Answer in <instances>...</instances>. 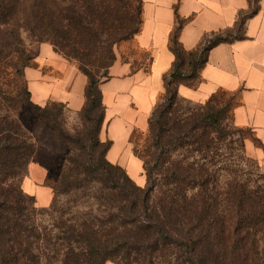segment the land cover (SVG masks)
Segmentation results:
<instances>
[{
	"label": "trees",
	"instance_id": "obj_1",
	"mask_svg": "<svg viewBox=\"0 0 264 264\" xmlns=\"http://www.w3.org/2000/svg\"><path fill=\"white\" fill-rule=\"evenodd\" d=\"M64 1L0 0V35H6L8 32L13 35L21 23H26L32 30L38 32L40 39L51 41L56 51L68 55L81 54L89 58L90 53L87 52L90 51L85 52L81 48L94 49L93 39L97 34L90 26L92 21L99 20L101 25L108 24L113 37H118L112 40V43L126 36L127 33H123V29L128 28L133 22L129 0H68L69 4L63 5ZM139 2L142 4L141 0ZM77 4L82 7L83 13L78 12ZM141 8L138 7V13L140 11L143 13ZM73 30L76 31L74 37L71 35ZM225 39L227 38L223 36H215L206 39L205 43L196 50L187 51L179 42L177 33L176 46H170L175 54V61L170 71L163 77L165 88L163 95H166L167 99H172L175 88L177 93L179 84L193 78L196 68L199 67L200 70L204 65L209 49ZM66 48L68 49L65 52ZM94 51L98 50L94 49ZM99 51L100 58L105 62L108 56L110 57L112 48L108 52L102 49ZM187 59L190 70L185 72L183 68ZM113 62L108 66L106 78ZM83 72L88 78V83L85 89L86 101L80 113L89 121L90 115L96 108L102 110L97 138L93 137L87 144L82 143L78 137L64 132L60 127V117L64 109L68 108L64 102L49 100L46 104L40 105L31 99L33 105L40 111V118L68 146L67 153L59 156L57 162L49 169L45 182L54 191V200L51 204L54 206L55 198L59 193L69 192L89 185L92 181H98L106 191L108 201L112 203L110 206L115 209L117 208L115 203L122 197L120 195L124 191V186L120 184L121 177L116 171L123 168L106 158L111 141H102L99 137L104 120L100 85L89 70L83 69ZM29 95L31 97L30 91ZM173 102H167L165 105L171 107ZM162 107L159 103L154 109L145 136V138L153 136L156 146L161 150L172 138L179 141L184 134H187L183 131L185 125L178 126L175 134L172 130L173 125L166 129L163 125H156L159 120L154 119V116L161 115ZM188 137L192 152L198 150L201 153L211 147L212 138L207 129L200 134L194 133L190 136L188 134ZM32 146L31 144L29 152H26L23 151L26 150L23 141L14 139V143L6 146L0 141V159L1 156L6 155L5 165L1 166V171L5 172L9 168L6 172L15 176L14 170L35 153L36 149ZM99 146L104 147L101 164H98L94 157L95 150ZM9 148H15V151H10ZM204 153V157H210L208 151ZM137 154L142 159L140 147L137 149ZM183 163L184 158L172 163L167 185L173 183L174 185L163 191L158 198L162 211H154V215H151L158 221L152 220L147 224H140L135 234L128 233L122 225L97 229L86 222L78 225L69 224L64 232L66 235L60 237L64 238V244L67 246L65 252L67 258L63 264H74L75 260H78L79 264L82 262L84 264V261L88 264H103L110 258L112 254L110 252L118 251L123 243L138 245L137 247L140 248L138 239L133 243L131 238L134 236H142V240L145 241V238L153 233L160 234L168 228L174 231L177 237L175 240L182 244L188 253L182 264H264V250L261 251L258 245L261 235L264 238L263 198L252 190L248 191L245 185L231 183L225 197L219 199L211 188L210 180L213 176L207 163L197 167L195 161L186 165ZM98 170L102 171L100 175H97ZM132 188H136L141 195L136 201H131L130 207L135 209L134 207L139 205L143 211H147L152 200L149 188L135 186ZM197 188L200 189L195 193L197 197L199 195L198 199L195 194L189 198L188 193ZM26 195L35 200L34 196ZM9 202H13V206H10ZM19 203L17 197L0 186V264H45L39 249L36 251L34 241L25 235L27 228L18 211Z\"/></svg>",
	"mask_w": 264,
	"mask_h": 264
},
{
	"label": "rangeland",
	"instance_id": "obj_2",
	"mask_svg": "<svg viewBox=\"0 0 264 264\" xmlns=\"http://www.w3.org/2000/svg\"><path fill=\"white\" fill-rule=\"evenodd\" d=\"M66 3L69 4V1L65 0L63 5ZM129 3L133 22L128 28L123 29V33H127V35L117 42L112 43V40L118 39V37H113L108 24L101 25L99 20H95L91 22L90 26L97 34L93 41L94 49L98 51L90 50L87 46H85L87 47L85 50L81 48L82 51H90L87 52L90 53L89 58H85L81 54L71 53L68 55L62 51H55L74 64L81 72L83 69L89 70L98 80L99 85L106 78L108 66L114 59L120 58L129 62L132 70L147 69L148 64L153 62V53L147 49V46H142L137 39V34L141 32L144 24L143 13L141 11L138 13V7H142L143 10V4L139 0H129ZM76 7L78 12L83 13L79 4ZM85 18L88 17L85 16ZM180 23L181 20L178 17L177 22L168 33L169 48L172 45L176 46V35ZM15 31L16 33L13 35L10 32L0 35V141L5 146L14 143V139L23 141L26 149L23 151L26 152H29L31 144L32 148L37 150L38 146H44V144L64 143L62 152L58 153L54 159L53 164H55L59 156L67 153L68 146L40 118V111L33 105L29 95L26 77L28 68L37 67L42 44L50 43L52 46L53 44L49 40L40 39L38 32L32 30L29 24L21 23V26ZM71 35L74 37L76 31L73 30ZM111 48L112 52L110 57L108 56V60L102 61L99 49L108 52ZM188 62L189 59L183 68L185 72L190 70ZM198 80L199 67L195 70V76L187 79L186 82L195 85ZM173 92L172 99H167L166 95L162 96L161 115L154 116V119L159 120L157 126L163 125L165 129L173 125L174 134L178 126L185 125L183 131L187 134H184L179 141L172 138L162 150L156 146L151 135L141 140L142 168L138 165L132 168L133 176L127 173L124 168L116 171L121 177L120 184L124 186V191L120 195L122 197L115 203L117 206L115 209L110 206L112 203L108 201L106 191L98 181H92L89 185L69 192L59 193L55 198L54 206L51 205L53 197L48 205L41 207L21 189L28 164L35 156L36 150L32 157L26 159L14 170L15 176L6 172L9 168L5 172L1 171V166L5 165L6 155L1 156L0 186L8 189L12 195L19 199L20 203L17 207L27 228L25 235L34 241L36 251L39 249L45 264H63L67 258L65 253L67 246L64 244V238L60 237L66 235L64 232L69 224L78 225L86 222L97 229L122 225L128 233L134 232L135 234L137 226L140 224H147L152 220L158 221L151 215H154V211H162L158 198L163 191L174 185V183L167 185V178L175 160L184 158V165L195 161L196 167L207 163L206 165L213 176L210 185L219 199L225 197L228 187L234 183L245 185L248 191L252 190L255 194H259L264 201V165L250 153L246 146L247 141L253 138V134L249 129L238 127L233 120V109L239 102L237 94L219 91L210 98L199 101L179 97L176 88ZM170 101H174L171 107L165 105ZM101 116L102 110L99 107L90 115L89 121L80 111L74 112L65 108L59 125L64 132L78 137L82 143L87 144L93 137L97 138V128ZM206 129L212 138L211 147L201 153L198 150L192 152V145L188 144L190 141L188 134L189 136L194 133L200 134ZM53 139L55 143H52ZM11 148H9L10 151H15V148ZM95 151V160L101 164L104 147L99 146ZM205 151H208L209 158L204 157ZM45 157L44 154L39 156V160L44 166L46 165L44 164L46 163ZM101 173V170L97 171V175ZM168 181L170 180L168 179ZM133 186L149 188L152 200L147 211H143L139 205L134 207L135 209L130 207L131 201H136V198L141 195L136 188H132ZM199 190V188L191 190L188 193L189 198ZM195 197L198 199L199 195L197 197L195 194ZM42 202L45 201L42 200ZM9 203L10 206H13V202ZM111 213L114 214V217ZM131 239L133 243H136L138 239L141 244L140 248L136 244L134 246L123 243L118 251L110 252L112 253L110 258L106 259L103 264H182L188 255L185 247L175 240L177 237L174 231L169 228L160 234L153 233L150 237H146L145 241L142 240V236H134ZM258 245L259 249L263 251L264 238L262 235ZM74 264H79L78 260H75ZM84 264H88V262L84 261Z\"/></svg>",
	"mask_w": 264,
	"mask_h": 264
},
{
	"label": "crops",
	"instance_id": "obj_3",
	"mask_svg": "<svg viewBox=\"0 0 264 264\" xmlns=\"http://www.w3.org/2000/svg\"><path fill=\"white\" fill-rule=\"evenodd\" d=\"M141 1L144 24L137 39L153 53V62L147 69L132 70L129 62L117 58L100 83L104 120L99 137L111 141L106 158L131 176L132 168H142L137 149L162 100L163 77L175 61L167 36L179 17L178 40L187 51L196 50L215 36L227 39L209 49L198 82L180 83L178 96L204 101L219 91L237 94L234 123L252 132L246 146L264 165V0ZM37 62V67L26 70L33 102L44 105L49 100L60 101L79 112L86 101L87 76L50 43L42 44ZM64 145L38 146L22 180L23 191L34 196L41 207L54 197L45 181ZM41 154L46 155L45 166L39 160Z\"/></svg>",
	"mask_w": 264,
	"mask_h": 264
}]
</instances>
